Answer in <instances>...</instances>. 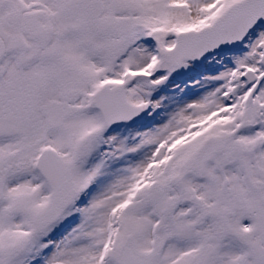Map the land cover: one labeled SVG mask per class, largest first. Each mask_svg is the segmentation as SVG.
<instances>
[{"label": "snow or ice", "instance_id": "snow-or-ice-1", "mask_svg": "<svg viewBox=\"0 0 264 264\" xmlns=\"http://www.w3.org/2000/svg\"><path fill=\"white\" fill-rule=\"evenodd\" d=\"M0 264H264V0H0Z\"/></svg>", "mask_w": 264, "mask_h": 264}]
</instances>
